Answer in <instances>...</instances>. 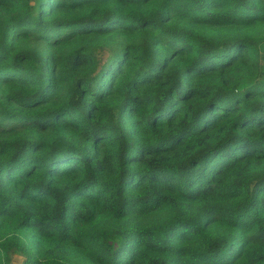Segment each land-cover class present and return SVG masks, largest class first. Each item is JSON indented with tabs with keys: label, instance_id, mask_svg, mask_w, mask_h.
I'll use <instances>...</instances> for the list:
<instances>
[{
	"label": "trees",
	"instance_id": "16d2710c",
	"mask_svg": "<svg viewBox=\"0 0 264 264\" xmlns=\"http://www.w3.org/2000/svg\"><path fill=\"white\" fill-rule=\"evenodd\" d=\"M264 264V0H0V264Z\"/></svg>",
	"mask_w": 264,
	"mask_h": 264
},
{
	"label": "rangeland",
	"instance_id": "374dc122",
	"mask_svg": "<svg viewBox=\"0 0 264 264\" xmlns=\"http://www.w3.org/2000/svg\"><path fill=\"white\" fill-rule=\"evenodd\" d=\"M19 257H14L12 264H19Z\"/></svg>",
	"mask_w": 264,
	"mask_h": 264
}]
</instances>
